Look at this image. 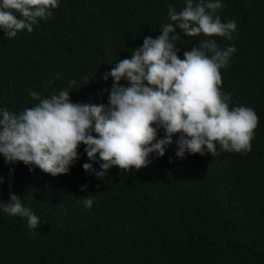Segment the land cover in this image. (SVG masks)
<instances>
[{"label": "trees", "instance_id": "trees-1", "mask_svg": "<svg viewBox=\"0 0 264 264\" xmlns=\"http://www.w3.org/2000/svg\"><path fill=\"white\" fill-rule=\"evenodd\" d=\"M220 2L216 15L237 25L231 40L213 37L221 49L236 48L220 70V90L231 95L230 108L257 114L251 151L218 146L215 156L179 158L174 136L163 157L150 155L148 167L113 168L104 180L83 170L89 162L84 145L69 173L56 177L0 156V201L9 202L11 184L40 220L30 229L27 218L11 216L0 205V264H264V0ZM58 4L31 33L9 39L0 30V109L20 113L39 103L31 91L50 98L62 89L74 103L107 104V93H100L113 80L102 76L145 37H158L171 22L169 6L179 12L185 0ZM204 39L181 34L179 57ZM71 80L77 83L69 88ZM163 135L161 130L158 138ZM87 195L91 208L84 205Z\"/></svg>", "mask_w": 264, "mask_h": 264}, {"label": "clouds", "instance_id": "clouds-1", "mask_svg": "<svg viewBox=\"0 0 264 264\" xmlns=\"http://www.w3.org/2000/svg\"><path fill=\"white\" fill-rule=\"evenodd\" d=\"M58 6V0H0V30L9 39L23 30L31 33L38 20L50 19ZM222 7L220 0H185L179 12L170 5L171 22L162 26L161 34L145 37L129 58L102 76L113 80L111 89L100 93H107V104L74 103L70 91L62 89L50 98L31 91L39 103L20 113L0 109V156L7 164L23 163L30 171L34 166L56 177L69 173L84 145L89 162L83 170L104 180L113 168L130 172L148 167L150 155L163 157L174 136L179 137V158L185 153L215 156L218 146L226 152L251 151L257 114L248 107L230 108L231 95L220 90V70L236 48L221 49L213 37L231 40L237 28L235 21L225 23L216 15ZM181 34L205 37L185 51L183 59L177 47ZM76 83L69 81V88ZM161 130L164 135L158 138ZM9 188V202L0 201L3 211L27 218L28 227L36 229L39 217L11 191V184ZM84 205L92 207V195Z\"/></svg>", "mask_w": 264, "mask_h": 264}]
</instances>
